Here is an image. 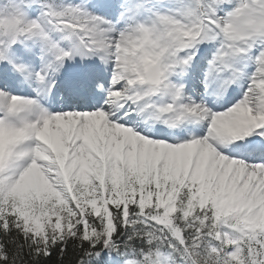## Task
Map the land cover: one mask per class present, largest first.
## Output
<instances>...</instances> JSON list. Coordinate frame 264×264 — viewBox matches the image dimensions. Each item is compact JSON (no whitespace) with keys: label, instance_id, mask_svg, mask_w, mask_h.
Wrapping results in <instances>:
<instances>
[{"label":"snow or ice","instance_id":"1","mask_svg":"<svg viewBox=\"0 0 264 264\" xmlns=\"http://www.w3.org/2000/svg\"><path fill=\"white\" fill-rule=\"evenodd\" d=\"M0 264H264V0H0Z\"/></svg>","mask_w":264,"mask_h":264}]
</instances>
